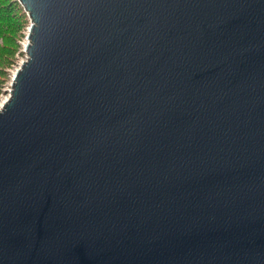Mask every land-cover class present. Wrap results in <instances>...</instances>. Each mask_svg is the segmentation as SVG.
I'll list each match as a JSON object with an SVG mask.
<instances>
[{
  "label": "water",
  "instance_id": "obj_1",
  "mask_svg": "<svg viewBox=\"0 0 264 264\" xmlns=\"http://www.w3.org/2000/svg\"><path fill=\"white\" fill-rule=\"evenodd\" d=\"M18 1L0 264H264V0Z\"/></svg>",
  "mask_w": 264,
  "mask_h": 264
},
{
  "label": "rangeland",
  "instance_id": "obj_2",
  "mask_svg": "<svg viewBox=\"0 0 264 264\" xmlns=\"http://www.w3.org/2000/svg\"><path fill=\"white\" fill-rule=\"evenodd\" d=\"M0 108L25 53L30 19L18 0H0ZM3 54V55H2Z\"/></svg>",
  "mask_w": 264,
  "mask_h": 264
},
{
  "label": "trees",
  "instance_id": "obj_3",
  "mask_svg": "<svg viewBox=\"0 0 264 264\" xmlns=\"http://www.w3.org/2000/svg\"><path fill=\"white\" fill-rule=\"evenodd\" d=\"M3 6H0V9L2 8ZM1 11V10H0ZM1 14V13H0ZM1 21V20H0ZM1 29V28H0ZM3 55V54H2Z\"/></svg>",
  "mask_w": 264,
  "mask_h": 264
},
{
  "label": "bare ground",
  "instance_id": "obj_4",
  "mask_svg": "<svg viewBox=\"0 0 264 264\" xmlns=\"http://www.w3.org/2000/svg\"><path fill=\"white\" fill-rule=\"evenodd\" d=\"M7 99H8V98H7ZM7 99H6V100H7ZM6 100H4V102H5ZM4 102H3V103H4ZM3 103H2V104H3Z\"/></svg>",
  "mask_w": 264,
  "mask_h": 264
}]
</instances>
